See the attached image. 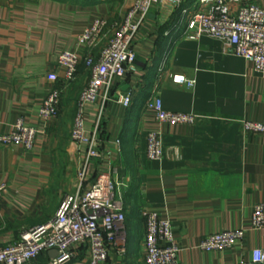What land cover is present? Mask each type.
Listing matches in <instances>:
<instances>
[{"label":"crops","instance_id":"obj_1","mask_svg":"<svg viewBox=\"0 0 264 264\" xmlns=\"http://www.w3.org/2000/svg\"><path fill=\"white\" fill-rule=\"evenodd\" d=\"M190 0L185 7H189ZM256 1L264 9V0ZM131 0H0V134L16 118L35 128L30 151L0 147V246L26 230L49 222L78 171L85 187L113 168L125 219L108 248V264H145L142 211L168 220L177 258L183 264H264L253 250L264 246V226L252 229L254 207L264 205V131L244 134L242 120L264 125V73L244 58L224 51L220 40L188 39L175 28L181 9L170 4L151 9L134 41L136 58L125 77L115 79L97 134L98 155L87 157V142L72 144L70 130L81 91L90 71L80 64L63 83L57 58L77 48L76 38L96 17L111 23L123 16ZM107 28L97 46L80 48L97 56L107 43ZM166 57L163 76L156 81ZM58 76L52 82L49 74ZM169 73L193 79L192 88L174 84ZM62 89L56 118L44 121L39 107L49 90ZM131 93L128 107L117 93ZM84 105V136L92 137L100 105ZM157 95L164 110L195 114L193 124H160L145 102ZM159 133L163 155L146 156V136ZM244 230L234 246L202 251L198 242L209 234ZM52 251V250H51ZM42 253L45 264L54 255ZM69 264H88L82 248Z\"/></svg>","mask_w":264,"mask_h":264},{"label":"built area","instance_id":"obj_2","mask_svg":"<svg viewBox=\"0 0 264 264\" xmlns=\"http://www.w3.org/2000/svg\"><path fill=\"white\" fill-rule=\"evenodd\" d=\"M131 0L123 16L108 22L106 18H94L76 38L77 48L62 51L57 58V67L62 71V81H71L80 64L90 71V77L80 94L79 110L71 128L72 144L78 146L87 142V157L98 155L97 134L103 121L106 104L111 101V89L115 79L125 77L133 68L136 58L135 37L148 12L164 4L173 9H181L182 15L175 28L188 39L209 36L222 42L228 54L244 58L252 68L264 73V9L251 0ZM111 28L107 43L97 56L85 55L80 48H93L100 42L104 31ZM166 57L162 61L156 81L163 76ZM52 82L58 80L49 74ZM169 79L178 85L192 88L195 84L182 74L169 73ZM101 94L99 113L92 130V137L84 136V116L86 104L95 103ZM62 89L53 86L39 107V116L44 121L56 118L61 101ZM117 101L124 107L131 103V93L118 92ZM145 107L154 112L160 124H193L195 114L173 113L163 109L161 99L153 95L145 102ZM244 134H262L264 125L251 120L241 121ZM37 131L26 126L22 117L16 118L10 132L0 134V147L19 146L25 151L33 147ZM146 156L149 160H160L163 155L159 133L150 132L146 136ZM112 170L98 174L85 187V172L78 171L73 189L64 194L54 217L47 223L24 231L18 239L0 246V264H41L37 261L42 253L56 250V256L45 264H69L77 250L88 254V264H108V248L116 240L123 226L125 210L117 191ZM5 186L0 185V194ZM145 227V264H183L177 258L179 251L174 243L168 220L158 217L155 212L142 211ZM249 226L260 229L264 226V205L257 204L250 217ZM244 236V230H227L203 237L197 247L205 252L223 251L234 246ZM253 261L264 263V246L253 250Z\"/></svg>","mask_w":264,"mask_h":264},{"label":"rangeland","instance_id":"obj_3","mask_svg":"<svg viewBox=\"0 0 264 264\" xmlns=\"http://www.w3.org/2000/svg\"><path fill=\"white\" fill-rule=\"evenodd\" d=\"M87 82H88V80H87ZM87 82H86V84H87ZM86 84H85V86H86ZM79 98H80V96H79ZM78 102H79V100H78ZM77 107H78V104H77ZM76 115H77V112H76ZM76 115H75V117H76ZM75 117H74V119H75ZM73 122H74V120H73ZM72 125H73V123H72ZM70 133H71V130H70Z\"/></svg>","mask_w":264,"mask_h":264},{"label":"water","instance_id":"obj_4","mask_svg":"<svg viewBox=\"0 0 264 264\" xmlns=\"http://www.w3.org/2000/svg\"><path fill=\"white\" fill-rule=\"evenodd\" d=\"M51 253H52L54 256H56L57 251H56V250H52Z\"/></svg>","mask_w":264,"mask_h":264},{"label":"trees","instance_id":"obj_5","mask_svg":"<svg viewBox=\"0 0 264 264\" xmlns=\"http://www.w3.org/2000/svg\"><path fill=\"white\" fill-rule=\"evenodd\" d=\"M179 16H180V14H178V19H179ZM178 19L174 20V22L176 23Z\"/></svg>","mask_w":264,"mask_h":264}]
</instances>
